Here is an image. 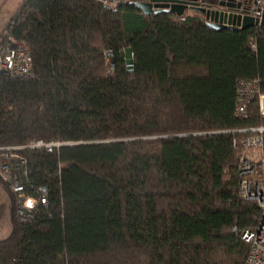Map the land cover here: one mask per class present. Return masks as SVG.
<instances>
[{
	"label": "trees",
	"instance_id": "1",
	"mask_svg": "<svg viewBox=\"0 0 264 264\" xmlns=\"http://www.w3.org/2000/svg\"><path fill=\"white\" fill-rule=\"evenodd\" d=\"M116 1L22 0L9 19L33 66L0 78V147L70 144L18 152L49 188L31 221L0 174V264H245L262 208L241 193V130L264 116L258 95L247 115L236 106L243 81L264 94V26Z\"/></svg>",
	"mask_w": 264,
	"mask_h": 264
},
{
	"label": "built area",
	"instance_id": "2",
	"mask_svg": "<svg viewBox=\"0 0 264 264\" xmlns=\"http://www.w3.org/2000/svg\"><path fill=\"white\" fill-rule=\"evenodd\" d=\"M105 8L115 10L119 1L97 0ZM251 7L248 14L260 17L264 10V0H250ZM109 59L111 51L105 54ZM33 57L28 44L14 37L7 30L0 38V78L12 76L16 78L32 77ZM259 95L260 111L264 116V94H261L255 82H244L240 87L239 100L236 113L239 116L247 115L250 101ZM255 129V128H254ZM252 129V136L243 139V145L247 151H261V154L246 152L241 158V174L244 176L241 182V193L244 198L257 202L262 208V216L255 229H246L242 233V239L249 245L245 264H264V127ZM246 131V130H244ZM250 131V132H251ZM263 133L260 135L259 133ZM67 142L58 140H36L27 145H14L0 147L5 160L0 166V174L10 189L18 194V214L22 221H31L40 206L49 204V188L46 185L34 186L30 180V170L25 157L18 152L23 149H46L48 152L67 145ZM236 144V141H235ZM27 184L32 186L33 194L27 191Z\"/></svg>",
	"mask_w": 264,
	"mask_h": 264
},
{
	"label": "water",
	"instance_id": "3",
	"mask_svg": "<svg viewBox=\"0 0 264 264\" xmlns=\"http://www.w3.org/2000/svg\"><path fill=\"white\" fill-rule=\"evenodd\" d=\"M131 3L146 15L170 12L183 18L187 11H195L215 30L264 26V10L260 17L248 14L250 0H133Z\"/></svg>",
	"mask_w": 264,
	"mask_h": 264
},
{
	"label": "rangeland",
	"instance_id": "4",
	"mask_svg": "<svg viewBox=\"0 0 264 264\" xmlns=\"http://www.w3.org/2000/svg\"><path fill=\"white\" fill-rule=\"evenodd\" d=\"M21 2L22 0H0V38L8 30L7 24L9 22V19L16 14V12L18 11L20 7ZM194 12L195 11H191V10L187 11V13H194ZM260 127H264V125L253 127L250 129H245L246 131L241 130V132L245 133L243 138L245 139L247 136L248 137L252 136V134H254L255 132L252 133L251 130L255 128L253 130L255 131L256 128H260ZM259 134L263 135V133H259ZM246 152L254 153L255 155L261 154V151L256 152V151L251 150V151H246ZM5 185L9 190H11L7 183H5ZM6 192L7 191L6 189H4V185L0 183V239L6 237L10 233V225H9V217H8L9 211L5 203V200L7 199Z\"/></svg>",
	"mask_w": 264,
	"mask_h": 264
},
{
	"label": "flooded vegetation",
	"instance_id": "5",
	"mask_svg": "<svg viewBox=\"0 0 264 264\" xmlns=\"http://www.w3.org/2000/svg\"><path fill=\"white\" fill-rule=\"evenodd\" d=\"M133 1V0H132ZM143 1H148V0H143Z\"/></svg>",
	"mask_w": 264,
	"mask_h": 264
}]
</instances>
